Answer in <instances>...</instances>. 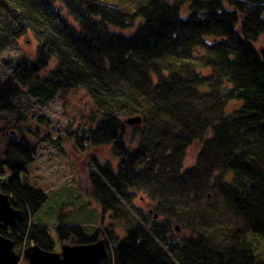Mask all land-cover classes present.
<instances>
[{
	"label": "trees",
	"instance_id": "1",
	"mask_svg": "<svg viewBox=\"0 0 264 264\" xmlns=\"http://www.w3.org/2000/svg\"><path fill=\"white\" fill-rule=\"evenodd\" d=\"M142 2L130 13L100 0H0V53L26 33L36 41L32 58L0 60L9 69L0 111L83 88L92 123L65 134L77 150L109 146L117 160L90 158L88 195L124 236L111 225L93 235L57 225V242L101 238L110 264H264L248 241L264 239V0ZM132 116L140 125L125 128L121 117ZM35 154L12 132L0 150V192L22 212L0 234L18 254L56 252L50 229L33 220L47 196L23 175Z\"/></svg>",
	"mask_w": 264,
	"mask_h": 264
},
{
	"label": "rangeland",
	"instance_id": "2",
	"mask_svg": "<svg viewBox=\"0 0 264 264\" xmlns=\"http://www.w3.org/2000/svg\"><path fill=\"white\" fill-rule=\"evenodd\" d=\"M100 1L126 8L130 13H134L135 9L144 2L142 0ZM55 4L62 8L59 3ZM129 32L125 31V33ZM35 47V39L30 33H26L0 53V60L15 61L23 57L32 58ZM53 65L54 61L50 59L42 74L52 69ZM7 75L9 69L0 64V79ZM24 103L22 98L16 99V104H20L19 112L0 111V150L6 145L9 132L17 137H25L35 146L34 161L27 166L23 175L27 177L29 186L42 191L47 196L46 203L33 220L50 229L56 241V252H60L61 248L53 231V227L57 225H77L87 235H93L95 228L111 225L116 235L122 238L124 236L122 225L112 221L108 214H101L100 207L88 195L90 158L95 156L103 163L116 166L117 160L112 155L110 147H87L84 151H80L65 134L67 130L86 127L92 123L95 107L86 91L83 88H74L61 92L45 107L33 103L32 107L24 109L21 107ZM235 107L237 104H230L228 111ZM126 118L121 117V121ZM198 147V143H194L188 148L184 166L193 164ZM134 204L145 212L152 205L141 193L134 199ZM176 233L174 232L178 238L187 235L185 230ZM248 241L254 248L255 257L264 261V239L249 237ZM20 264H26V260L22 259Z\"/></svg>",
	"mask_w": 264,
	"mask_h": 264
},
{
	"label": "water",
	"instance_id": "3",
	"mask_svg": "<svg viewBox=\"0 0 264 264\" xmlns=\"http://www.w3.org/2000/svg\"><path fill=\"white\" fill-rule=\"evenodd\" d=\"M264 59V50L260 49ZM125 128L138 126L141 123L139 116H132L122 121ZM22 217L20 210L10 205L9 197L0 192V230L12 227ZM157 216L154 215V218ZM178 230V227L175 228ZM22 259L26 264H110V258L103 239L91 244H62L60 252H48L38 246L30 245L18 254L14 243L0 234V264H20Z\"/></svg>",
	"mask_w": 264,
	"mask_h": 264
}]
</instances>
